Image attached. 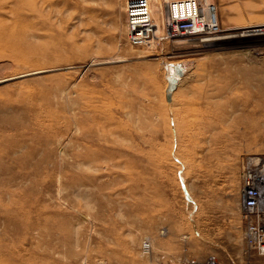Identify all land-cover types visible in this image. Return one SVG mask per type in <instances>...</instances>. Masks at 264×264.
Returning <instances> with one entry per match:
<instances>
[{"label":"rangeland","instance_id":"374dc122","mask_svg":"<svg viewBox=\"0 0 264 264\" xmlns=\"http://www.w3.org/2000/svg\"><path fill=\"white\" fill-rule=\"evenodd\" d=\"M207 1L264 31V0ZM126 2L0 0V264H210L243 233L264 36L131 47Z\"/></svg>","mask_w":264,"mask_h":264},{"label":"built area","instance_id":"2783aa9c","mask_svg":"<svg viewBox=\"0 0 264 264\" xmlns=\"http://www.w3.org/2000/svg\"><path fill=\"white\" fill-rule=\"evenodd\" d=\"M214 7L201 0H165L160 27L151 22L146 0H127L124 9L126 42L131 47L213 38L221 33ZM158 29V30H157ZM241 197L246 248L264 259V157L248 159L241 168ZM146 248H148L146 246Z\"/></svg>","mask_w":264,"mask_h":264},{"label":"crops","instance_id":"0c3cea01","mask_svg":"<svg viewBox=\"0 0 264 264\" xmlns=\"http://www.w3.org/2000/svg\"><path fill=\"white\" fill-rule=\"evenodd\" d=\"M228 9L230 10L229 7ZM252 9L253 8H250L249 11H255L261 19H264V9H262L261 7L258 8L256 7L255 10ZM229 10H227V12H217V10H215L216 19L220 27L223 23L224 26L222 27L231 28V29L236 27H243V25L247 24L246 22H248V20L246 19L242 20L236 15L231 16L229 14ZM249 15H252V13H249ZM231 20L233 22H237L243 25H233ZM123 23H124V13H123ZM237 233L235 232V228H233V230H230V232L228 233L224 232L223 234H212L203 237L202 239L203 242L219 244L218 252L215 254V256L210 258L211 260L210 264H264V260H262V258L260 259L254 253L248 252L245 249L242 232L241 235L236 236ZM173 264H202V263L198 261H194L192 259L191 260L187 259L186 256L179 253L175 263Z\"/></svg>","mask_w":264,"mask_h":264},{"label":"bare ground","instance_id":"6f19581e","mask_svg":"<svg viewBox=\"0 0 264 264\" xmlns=\"http://www.w3.org/2000/svg\"><path fill=\"white\" fill-rule=\"evenodd\" d=\"M147 5H148V9H149V14H150L151 22L153 24H155L158 27V29H159L160 23H161V18H162V15L160 13V0H149V1L147 0ZM203 5L206 6L207 9H211V7H213L207 0H203ZM212 16L216 18V15L213 12V10H212ZM227 32H231V31L228 30ZM241 32H248V33H243V34H240V35H238V34L235 35V34H232V33L224 34L223 36L216 35V37H213V38H210V37L209 38H204L202 40V42H200L198 40H189V41H195V42L197 41L198 43H206V42L209 43L211 41L217 42V41H220V40H233V39H236L238 37H240L242 40H244V38H243L244 36L247 37V38H249L250 36H255V35H256V37H259V36L262 37V36H264V31H260V30H257V29L256 30H254V29L253 30H248V31L247 30L246 31L241 30ZM252 32H254V33H252ZM224 33H226V32H224ZM247 38H245V39H247ZM184 41H188V40H184ZM173 66L174 65L172 64L170 66V69L168 68L170 75L173 72V70H172L173 69L172 68ZM185 69H186V67H185V65H183V71ZM170 71H171V73H170ZM170 75H168V76H170ZM179 79L180 78H178L177 80H179ZM177 83H179V82H177Z\"/></svg>","mask_w":264,"mask_h":264},{"label":"water","instance_id":"95a60500","mask_svg":"<svg viewBox=\"0 0 264 264\" xmlns=\"http://www.w3.org/2000/svg\"><path fill=\"white\" fill-rule=\"evenodd\" d=\"M173 72L170 76L166 77L167 86L165 89V100L170 102V95L176 89L178 78L182 77L183 70L180 66H173Z\"/></svg>","mask_w":264,"mask_h":264}]
</instances>
